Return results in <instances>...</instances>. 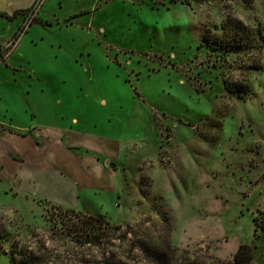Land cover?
I'll return each mask as SVG.
<instances>
[{
	"label": "rangeland",
	"instance_id": "obj_1",
	"mask_svg": "<svg viewBox=\"0 0 264 264\" xmlns=\"http://www.w3.org/2000/svg\"><path fill=\"white\" fill-rule=\"evenodd\" d=\"M25 23L0 48V264L13 242L150 264L138 240L264 264V0H40ZM84 213L122 228L86 243Z\"/></svg>",
	"mask_w": 264,
	"mask_h": 264
},
{
	"label": "trees",
	"instance_id": "obj_2",
	"mask_svg": "<svg viewBox=\"0 0 264 264\" xmlns=\"http://www.w3.org/2000/svg\"><path fill=\"white\" fill-rule=\"evenodd\" d=\"M39 1L40 0H34L29 7L24 9H16L12 14H8L5 11H0V15L6 17L9 20L15 19L19 14L24 15L21 24L18 26L13 36L11 37L12 42L17 43V40L20 37V35L27 30L25 23V16L28 12L34 13L36 11V7ZM111 165L113 164L111 163ZM51 208L61 210L64 207H62L61 205L53 204ZM64 209H65L64 211L67 212L70 208H64ZM70 210L73 211L74 209H70ZM82 215L77 219L80 224L78 223L77 225H74L75 227L74 234H78L79 236H84V241L86 243H92L94 245H98L99 242L105 237L107 229L114 228L118 230L122 228V225L120 224L111 226L108 222L104 221L99 216L96 217L94 215L85 214V213ZM260 227L264 228L263 222L260 223ZM130 228L131 226L127 225L126 230L127 229L130 230ZM129 232L130 231H128V233ZM137 242L139 244L138 248L145 252L150 264H172L171 258L175 256L176 250L167 240L160 245L149 244L140 240H138ZM9 254L14 264H66V263H61V261L54 258L50 252L48 253L46 252L45 254H43L40 252H35L33 250H26L22 247H18L16 242L12 243ZM251 260H252V251L250 246L246 243H242L238 246L231 261H225V262L221 261L220 263H216V264H250ZM99 262L100 261L96 260L93 263L91 262V264H99ZM89 263L90 262H88V264ZM122 263L129 264L126 263L125 261Z\"/></svg>",
	"mask_w": 264,
	"mask_h": 264
},
{
	"label": "crops",
	"instance_id": "obj_3",
	"mask_svg": "<svg viewBox=\"0 0 264 264\" xmlns=\"http://www.w3.org/2000/svg\"><path fill=\"white\" fill-rule=\"evenodd\" d=\"M33 1H34V0H27L26 2H23V3H21V4L15 5V6H14L12 9H10V10L5 11L4 9H0V11H5V12L8 13V14H12L16 9H24V8L29 7V6L32 4ZM30 3H31V4H30ZM22 19H23L22 14H19L15 19H12V20H9V19H7L6 17L0 15V21H5V22H9V23H11V28H10V30H9V35H8L7 38L4 39V40H2V39L0 38V45H1L3 42H5L6 40H9V39L13 36L14 32L16 31V29L18 28V26L21 24ZM5 22H4V23H5ZM10 34H12L11 37H9ZM8 37H9V38H8ZM1 46H2V45H1ZM0 125H1L0 127H2V128L4 127V129H6L5 125H3V124H0ZM6 130H8L9 132H12V131H10L9 129H6ZM106 165H107V164H106Z\"/></svg>",
	"mask_w": 264,
	"mask_h": 264
},
{
	"label": "water",
	"instance_id": "obj_4",
	"mask_svg": "<svg viewBox=\"0 0 264 264\" xmlns=\"http://www.w3.org/2000/svg\"><path fill=\"white\" fill-rule=\"evenodd\" d=\"M106 164H109V161H107Z\"/></svg>",
	"mask_w": 264,
	"mask_h": 264
}]
</instances>
